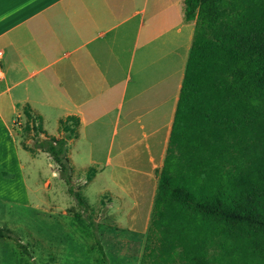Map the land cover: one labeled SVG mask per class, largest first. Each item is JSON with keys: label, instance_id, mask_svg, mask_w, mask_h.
<instances>
[{"label": "crops", "instance_id": "0c3cea01", "mask_svg": "<svg viewBox=\"0 0 264 264\" xmlns=\"http://www.w3.org/2000/svg\"><path fill=\"white\" fill-rule=\"evenodd\" d=\"M182 7V0H0L1 201L14 200L13 173L25 192L27 173L38 172L40 156L49 159L21 145L13 123L24 120L25 106L47 135L61 134L59 119H77L66 144L73 181L75 162L86 174L94 169L80 188L104 166L118 173L127 157L137 159L142 142L152 176L193 28ZM158 131L150 150L145 140Z\"/></svg>", "mask_w": 264, "mask_h": 264}, {"label": "trees", "instance_id": "16d2710c", "mask_svg": "<svg viewBox=\"0 0 264 264\" xmlns=\"http://www.w3.org/2000/svg\"><path fill=\"white\" fill-rule=\"evenodd\" d=\"M182 3L193 28L137 264H264V0ZM23 115L104 259L66 154L77 119L52 136Z\"/></svg>", "mask_w": 264, "mask_h": 264}, {"label": "rangeland", "instance_id": "374dc122", "mask_svg": "<svg viewBox=\"0 0 264 264\" xmlns=\"http://www.w3.org/2000/svg\"><path fill=\"white\" fill-rule=\"evenodd\" d=\"M24 125L25 118L14 121L20 142L29 149L32 135ZM161 135L158 131L145 140L150 150L155 147L153 139L159 136L161 140ZM136 149L141 155L129 160L127 152L118 173L106 165L81 188V181L94 169L86 174V168L80 169L85 163L75 162L79 181L74 182L89 205L88 213L96 223L104 259L96 248L91 226L66 193L64 182L53 170V162L40 156L38 172L27 173L25 192L18 173H13L9 181L14 200H0V228L23 245L19 247L13 239L0 237V264H137L156 171L151 176L144 142ZM114 174L121 187L113 181Z\"/></svg>", "mask_w": 264, "mask_h": 264}, {"label": "built area", "instance_id": "2783aa9c", "mask_svg": "<svg viewBox=\"0 0 264 264\" xmlns=\"http://www.w3.org/2000/svg\"><path fill=\"white\" fill-rule=\"evenodd\" d=\"M13 126H14V123H13ZM29 146H32V142L30 143V145Z\"/></svg>", "mask_w": 264, "mask_h": 264}]
</instances>
